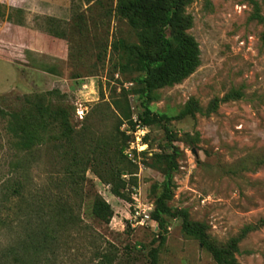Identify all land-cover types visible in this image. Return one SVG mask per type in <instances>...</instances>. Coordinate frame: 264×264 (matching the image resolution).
<instances>
[{"label":"rangeland","instance_id":"1","mask_svg":"<svg viewBox=\"0 0 264 264\" xmlns=\"http://www.w3.org/2000/svg\"><path fill=\"white\" fill-rule=\"evenodd\" d=\"M6 22L34 29L33 47ZM161 27L193 43L177 82L136 67L156 57ZM113 102L151 121L125 200L87 171L78 196L63 187L77 224L59 229L64 163L37 110L75 109V130L107 135ZM26 115L43 124L28 147ZM95 195L108 224L91 215ZM152 249L156 264H264V0H0V264H151Z\"/></svg>","mask_w":264,"mask_h":264},{"label":"trees","instance_id":"2","mask_svg":"<svg viewBox=\"0 0 264 264\" xmlns=\"http://www.w3.org/2000/svg\"><path fill=\"white\" fill-rule=\"evenodd\" d=\"M136 12H144L139 6H133ZM146 12V11H145ZM149 13L152 12L150 9ZM164 26L171 23L173 16L169 15V10L164 13ZM156 45L158 52L155 58L140 56L136 67L139 71H144L152 76L158 83L177 82L185 75L186 68L194 64L192 57L193 43L190 38H176L173 44L166 38L165 30L161 27L157 33ZM115 48V46H114ZM111 106L119 115L118 123L107 135L91 132L89 128L75 130L71 126L73 112L71 108H65L58 104H51L45 110H37L39 117L48 114V126L52 128V143L56 147L60 162H63L61 176L56 179V199L53 205L56 226L61 228L74 227L77 224V217L74 207L63 201V187H68L72 197L78 196L82 191V186L87 182L86 172L90 171L102 183L110 186L113 196L125 200L121 192L123 184L122 176L128 172L132 161L124 154L128 147V142L132 141V136L120 131V124L126 122L134 129L130 107L120 108L115 102ZM21 116L23 122L20 124V132L25 138L26 147L38 139L37 127L43 124L35 116ZM28 119V120H27ZM30 119V120H29ZM139 123L150 124V119L145 115L137 117ZM40 121V122H38ZM132 129V130H133ZM39 140V139H38ZM134 154V152H133ZM135 158V155H134ZM132 188V186H131ZM162 206V205H160ZM91 215L103 224H108L112 217V210L98 195H95L91 204ZM158 227L162 226L159 215L154 216ZM68 227V228H69ZM156 249L150 251L151 264H156Z\"/></svg>","mask_w":264,"mask_h":264},{"label":"built area","instance_id":"3","mask_svg":"<svg viewBox=\"0 0 264 264\" xmlns=\"http://www.w3.org/2000/svg\"><path fill=\"white\" fill-rule=\"evenodd\" d=\"M131 85V84H129ZM131 120L133 121V123L135 124V131L132 132L131 130L127 131L126 134L131 135L132 136V141L129 143L128 147L126 148V150L124 151V154L128 157L129 160H131L132 162H134V151H138L139 149H141L142 146V138L144 136V132L143 129H139V121L137 120V118H135L134 116H132ZM141 222L142 224L145 222V220L149 219V215L145 214V211L141 214Z\"/></svg>","mask_w":264,"mask_h":264},{"label":"crops","instance_id":"4","mask_svg":"<svg viewBox=\"0 0 264 264\" xmlns=\"http://www.w3.org/2000/svg\"><path fill=\"white\" fill-rule=\"evenodd\" d=\"M6 24H7L9 27H14V28H18V29H20V30L23 32V34L26 35V37H29L30 47H31V48L33 47V40H35V37H36V36H35L36 34H34V33H37V32H35L34 29H32V28H24V27H22V26H18V25L14 24V23H11V22H6ZM5 30H6V29H5Z\"/></svg>","mask_w":264,"mask_h":264},{"label":"water","instance_id":"5","mask_svg":"<svg viewBox=\"0 0 264 264\" xmlns=\"http://www.w3.org/2000/svg\"><path fill=\"white\" fill-rule=\"evenodd\" d=\"M73 112H75V109H73Z\"/></svg>","mask_w":264,"mask_h":264}]
</instances>
